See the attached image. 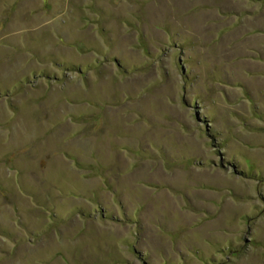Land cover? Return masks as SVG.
I'll return each mask as SVG.
<instances>
[{"label":"rangeland","instance_id":"374dc122","mask_svg":"<svg viewBox=\"0 0 264 264\" xmlns=\"http://www.w3.org/2000/svg\"><path fill=\"white\" fill-rule=\"evenodd\" d=\"M0 264H264V0H0Z\"/></svg>","mask_w":264,"mask_h":264},{"label":"trees","instance_id":"16d2710c","mask_svg":"<svg viewBox=\"0 0 264 264\" xmlns=\"http://www.w3.org/2000/svg\"><path fill=\"white\" fill-rule=\"evenodd\" d=\"M252 1H255V0H252Z\"/></svg>","mask_w":264,"mask_h":264}]
</instances>
